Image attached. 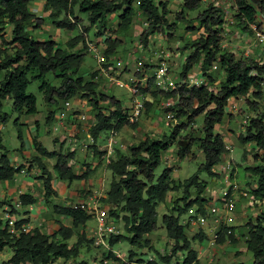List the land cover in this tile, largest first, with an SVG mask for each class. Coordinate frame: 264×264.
Segmentation results:
<instances>
[{"label": "trees", "instance_id": "16d2710c", "mask_svg": "<svg viewBox=\"0 0 264 264\" xmlns=\"http://www.w3.org/2000/svg\"><path fill=\"white\" fill-rule=\"evenodd\" d=\"M33 1L0 0V122L6 120V114L2 112V103L6 98L10 99L11 111L17 115L15 125H20L17 122L18 117L36 113L35 96L26 92L29 83L26 75L31 71L33 79L41 80L38 89L43 93L45 104L54 105L56 108L58 103L61 107L66 100L78 101L85 98L89 102L93 118L86 128V133L92 140L93 151L99 156L103 152L97 149L94 142L100 132H107L111 128L119 132L123 126L133 127L136 122L127 121L126 108L114 95L95 90L101 85L93 78L97 72L96 67L88 73L86 79L79 71L84 55L88 52L86 34L90 28L96 26L97 29H103L109 16L113 14L116 17L114 32L123 33L131 26L133 13L137 12L145 21V27L139 33V42L144 48L147 47L148 38L154 33L171 38L176 23L180 21L190 24L186 26L188 30H196L199 27L202 29L197 38L185 42L181 47L182 51L188 50V53L173 88H156L151 74L145 77L140 71L143 65L134 71V77H145L139 85L140 91L149 96L145 98L144 104H149L155 98H159L161 102L171 101L164 110L170 111L171 119L178 122L170 133L159 138L145 137L137 143L123 146L124 149L114 147L112 156L105 163L111 178L104 197L100 199L107 207V214L122 224L123 233L107 237V245L112 248L120 240L126 241L129 244L127 255L130 258L135 254V250L149 247L148 239L144 235L157 228L156 206L165 200L168 192L181 189L182 195L178 199L180 205L172 206L171 212L161 215V224L167 238L173 241V246L169 254L160 256V260L169 264L176 252H181L182 257L178 264H201L197 259V252L190 246V239L184 233L186 223H180L179 217L187 214L188 207L193 205L197 207L196 213L204 214V203L207 201L204 196L206 184L199 175L216 176L212 169L226 152L222 136L214 127L221 122L225 114L228 98L243 96L246 104L255 109L257 101L264 97V63L251 58H235L232 53L221 47V25L226 14L219 6L209 3L195 15L193 21L185 20L182 8L188 11L196 10L200 0H182L181 9L175 13L172 22L167 21L168 10L164 0H44L42 10L46 13L45 17L35 16L30 10ZM231 2L235 7L231 14L234 24L241 25L242 29L248 32H251L250 24H256L258 29L262 28L257 14H264V0ZM76 12L85 15L87 25H81L82 17ZM46 19L56 29L68 31L80 27L79 33L60 44L49 37H32L27 26L37 29ZM193 22H197V25H192ZM6 25L10 26L8 40L4 39ZM95 35L100 36V30ZM102 44L104 66L108 67V60L121 44V40L118 37L106 36L102 39ZM7 49L11 52H6ZM215 64L223 70V80L216 91H212L203 83L189 85V77L196 71L204 74L206 80H212L213 77L208 75L207 71ZM191 69L193 70L189 74ZM46 75H51L55 81L48 82ZM198 115H202L201 136H193L191 125ZM52 119L53 111H47L44 121L49 123ZM186 128L187 133L179 135L180 130ZM178 136L186 143L178 148L177 156L183 158L190 154V148L195 146L202 153V161L190 176L181 181L174 180L170 166H165L155 177L154 171L162 161L163 153ZM17 137H20L19 132ZM237 141L239 144L253 143L254 147L252 159L256 164L244 168L245 176L253 177V185L248 184L246 193L253 199L262 201L263 205L244 224L245 245L251 252V264H264V113H257L247 120L243 132L237 135ZM32 144L37 155L30 161L35 162L40 169L36 178L41 181L44 200L56 195L51 185L53 177L71 183L85 176V173H75L69 163L74 157L73 151H48L34 136ZM0 150V181L10 180L22 169V165L14 166L9 161L1 135ZM41 156L54 158L52 170L47 169L41 162ZM229 177H232V172ZM190 188L194 189L193 196L189 193ZM18 200L22 205L34 201L28 193L19 194ZM176 201L177 199L175 204ZM3 203L0 201V206ZM52 211L56 215L68 217L71 226L58 223L57 228L49 234L37 227L27 232H16L10 231L0 219V251L7 247L11 252L9 258L0 264H49L56 259H73L85 243L94 244L93 238H88L83 230L86 221L90 219V215L85 211L62 205H53ZM24 222L25 220L15 221L13 229L18 230ZM230 229V226H219L216 242H223L226 230ZM230 234L229 232L228 238L232 236ZM73 235L75 241L68 245L66 240ZM191 238L202 240L204 232L200 229ZM95 246L103 249L101 246ZM105 256H113V253L105 251Z\"/></svg>", "mask_w": 264, "mask_h": 264}, {"label": "rangeland", "instance_id": "374dc122", "mask_svg": "<svg viewBox=\"0 0 264 264\" xmlns=\"http://www.w3.org/2000/svg\"><path fill=\"white\" fill-rule=\"evenodd\" d=\"M164 1H166L167 3V21L172 22L175 13L181 9L182 0ZM231 1L232 0H200L199 7L196 10L188 11L182 8V10L184 11V18L185 20L188 19L193 21L195 15L209 3H211L213 6H219V8L223 9L224 13L226 14L224 22L221 25V47L232 53L235 58H251L255 61H263L264 57H262V52L264 47L255 44L253 40V31L251 30V32H248L247 30H243L241 25L239 26L238 24H234V22H232L234 18L233 16H231V14L234 12L235 7L232 6ZM76 14L82 17L81 25H87L85 15L78 14L77 12ZM262 15L264 14L258 12L257 17L263 29L264 21L261 20ZM115 22L116 17L115 15L111 14L106 23L104 24V27H102L103 29H97L96 26L91 27L86 34V39L88 41H92L97 46H100V48H103L102 39H104L106 36H109L111 38L118 37L121 40V44L117 46L112 57L108 60V68H111V72L114 73L117 78L123 80L129 77L135 78L133 76V73L134 71H136V68L139 69L141 65H143V69L141 68L142 70L140 71L145 74V77H148V75L151 74V71L155 67L157 61L164 58L167 62L168 67L170 68L172 79L176 83L181 69L180 67L183 64L186 54L188 53V50H181L182 45L185 42H189L190 40L197 38L202 33V29L200 27L196 30H188L186 26H189L190 24L187 22L180 21L176 23L171 38H167L164 34L154 33L148 38L147 47L144 48L139 42V33L145 27V21L141 15L137 14V12H134L131 26L125 32L120 34H116V32H114ZM192 25H197V22H193ZM79 30L80 27H76L75 29L68 31L61 30V37H54L56 39V43H63L64 40H66L67 38L77 35L79 33ZM98 30H100V36L95 35ZM4 31V39L8 40L10 38V26L7 25ZM47 37L48 36H45V38ZM6 52L10 53L11 50L7 49ZM116 62H119V66H116ZM95 67L96 63L93 59L92 54L87 52L84 55L83 62L79 71L84 74V78L86 79L88 73L92 71ZM195 68H197V65H195ZM192 70L193 69L190 70L189 74ZM207 73L208 75L213 77L212 80H206L204 74L202 75L200 71H196L195 74L190 75V77L188 74L189 85H191L192 83H203L207 87H209V89H212V91H216L223 80V70L219 68L217 64H215L210 69H208ZM32 75L33 73L31 71L26 75V78L29 80V83L26 87V92L35 96L36 113L28 116L22 115L18 117L17 122L20 125H15L14 120L17 118V115L11 111L10 99L6 98L2 103V112L6 114V120L4 122H0L1 140L3 146L7 150L8 159L11 160L15 165H22L21 168L25 169L23 170L28 173L30 179H34L32 176H37L40 173V169L35 164V162L30 161L33 156L37 155V152L35 151L32 144L33 136L48 151H58L59 147L57 145V140H60L58 138L66 137L62 140L61 145L63 146L60 149L61 152H65L67 148L70 147V144H67V131H76L74 130L75 127H77V129L81 128V130L78 131H83V128L85 131L86 128L91 124L93 118V110L91 109L89 102L85 98H80L81 100L78 101L77 99H75L69 109L65 111L64 114L66 116L60 118V103L57 104L56 108L54 105L45 104L43 99V93L38 89V85L40 84L41 80L33 79ZM46 79L48 82L51 83L55 81V79L52 78L51 75H46ZM95 90L98 92L100 91L102 93H105L107 95H114L117 99L121 101V104L125 108H127V106L129 105V93L127 92V90L117 88L108 81H102L101 85H99V87H97ZM147 97L149 98L147 94H144V100H146ZM246 97L250 98V96ZM263 98L264 97L257 101L255 109L250 108L246 104L244 100L245 97L243 96L237 98H228V103L225 107V114L221 122L214 127L215 131L224 137V144L231 147V151H226L221 156V161L224 160L226 162H230L231 167L233 168L231 181L242 182V185L246 187L249 186V183H253L252 176H245L244 168L246 166H252L256 164V161H253L252 159V149H254V147L253 143H246L240 145L237 141V134L243 132L244 125L246 124L249 118L254 117L257 113H264V102H262ZM74 109H76V112L72 111ZM164 109L165 108L162 107L161 100L159 98L152 99L149 104H144V111L139 121H137L133 127L127 125L123 126V128L119 130L122 131V133L118 132L116 139L122 142L123 146L125 147L129 144L137 143L145 139V137L159 138L163 134L166 135L170 133L174 128L176 122L178 121L170 119L169 121L165 122ZM51 110L53 111V119L51 122L46 123L44 121V117L47 111ZM79 110L83 111L87 116L84 122L76 120L73 121V116ZM78 122L80 123L78 124ZM201 125L202 115H198L197 117H195L191 125V128H193L194 131L193 136H201ZM187 131L188 128L180 130L179 135H184L185 133H187ZM17 132H19L20 137H17ZM106 135V131H102L99 133L98 137L95 139L94 142L96 147L102 148L105 146ZM77 142L78 143H76L75 145H78L81 142L90 144L88 145L86 150L88 152H93V146H91L92 141L89 137L84 138L83 141L80 140ZM185 143L186 142L184 140L179 139V136L175 138L173 144L168 149V151H165L163 153L162 161L154 171L155 177L159 175V173L165 166H170L172 168L171 175L175 181H181L190 176L195 171L198 163H200L203 159L202 153L198 151L195 146H192L190 148V154L184 156L183 158L178 157L177 150L178 148L183 147ZM124 147L122 148L124 149ZM192 153L194 154L193 157L191 156ZM40 158L41 162L45 165V167L47 169L52 170L51 167L54 163V158L44 156H41ZM103 161V159L100 160V162L104 164L105 162ZM218 169L219 164L215 166V171H217ZM105 173V183L107 185L110 181L111 176L108 170H106ZM78 174H80V172H78ZM16 176L20 182L21 179L23 180L22 174L17 173ZM199 177L203 179L206 184L205 193L206 191L210 193V190H217L221 185V179L215 178V176H206L205 174H200ZM78 182V179L73 180L70 186L73 187ZM105 191L106 189L101 192V195H105ZM189 193L193 196L194 189L190 188ZM181 195V189L176 191H170L167 193L165 200L156 206L155 209L157 213V228L149 234L144 235V237L148 239L149 247H143L140 250H135V254L132 255L130 258H128L127 255L129 250V244L126 241L120 240L112 247V249L115 250L120 255V257L126 262L133 261L137 264H150V262L154 264H164L160 260V256L167 255L170 253V249L173 246V241L171 239H168L166 236L165 230L161 224V215L163 213L171 212L172 206L176 207V205H180V200L178 199L179 197H181ZM176 199L177 201L175 204ZM240 200V194L236 191L233 195L234 208L230 213L231 219L234 216L233 213L237 212L239 209L238 204L241 202ZM177 202L179 203L177 204ZM102 205L103 204L101 202L100 206ZM245 206L246 209H256L258 205L246 204ZM242 208H244V206ZM105 216V222L107 220H109V222H113L116 228L118 229V233H123L122 224L119 220L116 221L113 217H110L106 211L104 213V218ZM246 220L248 219L246 218ZM179 222L182 224L186 223L184 233L186 237L190 239V246L193 249H197L198 247L204 245V243L202 242L204 241V239L199 240L198 238H191L194 234L200 231V227L194 224H189V222L186 220V214H183L179 217ZM243 223L244 222L242 220L241 224L244 225ZM86 227L93 229L95 228V219L92 216L86 221ZM205 228L206 227H204L202 231L206 235L207 241H209L210 237L206 234L208 230H206ZM232 229L230 233L232 232ZM225 235H228V233L226 232ZM230 238H232V240H230ZM230 238H228V236H224L223 243L225 246L232 244L233 237L231 236ZM74 241L75 237L73 236L69 240H67L66 243L68 245H71ZM215 243V246L213 248H209L208 251L210 253H217L219 245L222 244H219L217 242ZM198 244L202 245L199 246ZM103 250L104 248L101 249L99 247H96L94 244L85 243L80 248L79 254L75 258L67 260L58 259L50 264H76L77 262L81 261H83L84 264H125V262L120 259L114 258V256L104 257L105 251ZM3 251L4 259L7 256L8 248H4ZM195 251L197 252V250ZM181 257L182 253L176 252V254L171 258L169 264H178L181 260ZM103 259H107L105 263H102Z\"/></svg>", "mask_w": 264, "mask_h": 264}, {"label": "crops", "instance_id": "0c3cea01", "mask_svg": "<svg viewBox=\"0 0 264 264\" xmlns=\"http://www.w3.org/2000/svg\"><path fill=\"white\" fill-rule=\"evenodd\" d=\"M43 1L44 0H34L30 4V10L35 14V16L45 17L46 13L42 10ZM30 27L31 26H27V29L29 33L32 35V37L37 39H43L45 38V36H48L49 38L55 41L56 39L54 37L60 38L61 30H63V29L54 28L48 20L45 21L37 29H33ZM75 110L76 109L72 111ZM74 130H76L77 132L67 131V137H68L67 144H70V147H72L73 143H78L77 141L80 140L83 141V139L87 137V133L85 131H78L81 130V128L77 129V127H75ZM120 132L122 133V131H119V133ZM65 138L66 137L58 138L61 141L57 140L59 151H61L60 149L63 146L61 145L62 140ZM222 139L225 143V139L223 136ZM81 144L84 143L81 142L80 144L75 145L73 148L68 147L67 150L74 152L73 159L69 161V163L73 167L74 172L85 173V176L82 179H78L79 182L73 187L70 186L72 182L65 183L64 181L53 177L51 180V185L52 188L56 191V195L48 198L47 200L43 199L41 181L37 179L35 175L32 176L34 179H30L28 173L27 174L22 173L23 180L21 179V182L17 178L16 176L17 174L10 180L0 181V201H2V203L6 202L0 206V219L8 220L9 222L12 223L18 220H25V222L22 225L26 226L29 230L31 228L37 227L40 230H42L44 233H48V234L57 228L58 223L70 227L71 220L66 216L56 215L55 213H53L52 206L53 205L68 206L74 202L87 200V198L90 196L91 193L90 191L94 190L93 188L97 189L98 192H102L105 189L107 190L109 184V182L107 185L105 183V176H106L105 171L107 170L105 166L106 162L103 161L105 163L104 164L101 163L102 161L100 162V160H102L103 158L99 156L98 153H95V151L88 152L86 149L80 150ZM85 144H87L88 147L89 144L88 143ZM97 149L101 150L104 153L103 148L100 147ZM9 161L14 166L20 165V164L15 165L11 160ZM236 183L238 184L240 189L243 187L242 182H236ZM22 193L30 194L33 197L34 201L29 204H23L21 205L20 208H16L14 207V203L18 199V195ZM99 196H101L100 193ZM102 197H104L103 194ZM240 197H241L240 200L241 202L238 204L239 207L238 211L233 213L234 216L232 217L230 223H226L225 225V226L227 225L232 226L233 228L231 232L233 237L232 244L225 246L224 243L221 242L222 244L219 243L221 245H219V249L217 253L215 254L210 253L208 251L209 248H213L216 243L214 244L211 243L210 241H207V237L204 234V238H203L204 241H202L204 245L195 249L197 250V259L201 264H238L240 262H242L243 264L252 263L251 252L246 249V245H245L246 227L241 224V221L243 220L244 222L243 224H245V222L247 221L246 218L249 219L253 217L257 213L258 209L263 205V202L258 200V203H255L258 205L256 209H252V208L246 209L245 208L246 204L251 205L249 203V196L247 195L245 198H242V196L240 195ZM28 206H30L31 208L29 209ZM243 206L244 208H242ZM101 208L103 213H105L106 207L102 205ZM7 226L8 229L13 228V226L11 225H7ZM95 227H96V222H95ZM83 230L88 238L90 237L93 238V233L95 228L94 229L88 228L86 227V223H85ZM73 236L75 237V235ZM226 236L227 235H225V237ZM198 245L200 246L202 244H198ZM3 249L0 251V263L8 259L11 254L10 249L8 248L7 256L3 259L4 257Z\"/></svg>", "mask_w": 264, "mask_h": 264}, {"label": "built area", "instance_id": "2783aa9c", "mask_svg": "<svg viewBox=\"0 0 264 264\" xmlns=\"http://www.w3.org/2000/svg\"><path fill=\"white\" fill-rule=\"evenodd\" d=\"M261 19L264 21V15H262ZM249 27H251V30L253 31V40L255 44L264 47V28L258 29L256 24H250ZM86 46L88 52L92 54L93 59L96 63L97 72L93 78L95 80H98L100 83L102 81H108L117 88L127 90V92L129 93V105L126 108V119L129 123L139 121L144 111V93L140 91L139 85H141V83L145 80V77L141 79H135L136 77H129L125 80L117 78L114 73L111 72V68L104 66L105 62L102 54L103 48H100V46H97L92 41H86ZM262 57H264V49L262 52ZM259 62L264 63V60H260ZM116 66H119V62H116ZM151 76L154 80V86L158 89L165 90L173 88L175 85V82L172 79L170 73V68L168 67L167 62L164 58L157 61L155 68L151 72ZM262 102H264V98L262 99ZM72 103V100H66L62 103L59 110L60 118L66 116L64 113L69 109ZM170 104L171 102L168 100L161 102L163 108H167ZM171 117L172 113L170 111H166L164 114L165 122L169 121ZM86 118L87 116L81 110L77 111V113L73 116V120L80 122H84ZM117 133L118 132H116L113 128L107 131L106 143L104 146L105 151L101 155L105 162H108L109 157L112 156L114 147H123V143L116 139ZM87 137H89V135H87ZM75 144L76 143H73L72 147L70 148H73ZM86 148L87 144H81L80 150H84ZM226 149L230 150L229 147H226ZM218 164L219 169L217 171L213 169V171L218 175L217 178L221 179V185L217 190H210V193L212 191L217 192H212L211 194L207 192L204 194V196L207 198L206 203H204V214L196 213L197 207L194 205L188 207L186 214V219L189 224L197 225L200 227L199 229L202 230L204 227H206L205 229L208 230L206 234L210 237L209 241L211 243H215L218 237L217 227L221 225L225 226L227 222L231 221L230 213L234 208L233 195L235 194V192L237 191L240 195L245 197L247 196L246 187L240 189L236 182L231 181V178L229 177L230 163L228 161L226 162L222 160ZM19 173L27 174L23 169H20ZM249 203L255 204L258 203V200L253 199L249 196ZM98 204L99 193L98 191L93 190L87 200L74 202L71 203L69 206L79 208L95 219L96 227L93 233L94 245L103 247L104 251L109 250L113 253L114 258L122 260L123 262H125V264H137L133 261H124L115 250L110 249L107 245V237H109L110 235L118 234V229L113 223L109 221L105 222L104 213L102 214V211L99 209ZM21 205L22 204L18 199L14 203V207L16 208H20ZM28 208L30 209L31 207L28 206ZM7 221L8 220L2 219L3 223L13 226L12 222ZM9 230L16 232H27L29 229L26 226L21 225L18 230H14L13 228ZM226 232L229 233L230 230H227ZM106 260L107 259H103L102 263H105Z\"/></svg>", "mask_w": 264, "mask_h": 264}, {"label": "clouds", "instance_id": "9594fccd", "mask_svg": "<svg viewBox=\"0 0 264 264\" xmlns=\"http://www.w3.org/2000/svg\"><path fill=\"white\" fill-rule=\"evenodd\" d=\"M74 121V120H73ZM86 132V131H85ZM88 135V134H87ZM92 141V140H91ZM90 145V144H89ZM226 147H229L230 148V150H228V149H226ZM103 149H105L104 147H102ZM225 149H226V151H231V147L230 146H227V145H225ZM105 151V150H104ZM230 163V162H229ZM217 165V164H216ZM213 169H215V166L213 167ZM212 169V170H213ZM233 168L231 167V164H230V171H229V174H230V172H232L233 170H232ZM19 173V172H18ZM218 177V175L216 174V176H215V178H217ZM252 185H253V183H252ZM243 187H246V186H244L243 185ZM242 187V188H243ZM94 190H96V191H98L97 189H94ZM93 191V190H92ZM92 193V192H91ZM98 193H100L101 194V192H98ZM206 193H207V191H206ZM91 195V194H90ZM101 197H102V195L101 196H99V209L102 211V208H101V206H100V203H101V201H100V199H101ZM258 200V199H257ZM83 201H85V200H83ZM69 206V205H68ZM106 207V206H105ZM106 212H107V207H106ZM88 214V213H87ZM89 215V214H88ZM90 217H91V215H90ZM105 219H106V216H105ZM1 221H2V219H1ZM107 221H109V220H107ZM3 223V222H2ZM111 223H113V222H111ZM3 224H6V223H3ZM114 224V223H113ZM7 225V224H6ZM228 227V226H227ZM29 231V230H28ZM227 231V230H226ZM230 231H231V229H230ZM119 234V233H118ZM116 235V234H115ZM216 242V241H215ZM110 248V247H109ZM110 249H112V248H110Z\"/></svg>", "mask_w": 264, "mask_h": 264}]
</instances>
